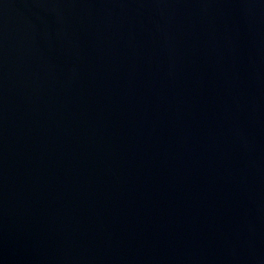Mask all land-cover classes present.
Returning a JSON list of instances; mask_svg holds the SVG:
<instances>
[{
    "label": "water",
    "instance_id": "water-1",
    "mask_svg": "<svg viewBox=\"0 0 264 264\" xmlns=\"http://www.w3.org/2000/svg\"><path fill=\"white\" fill-rule=\"evenodd\" d=\"M0 264H264V0H0Z\"/></svg>",
    "mask_w": 264,
    "mask_h": 264
}]
</instances>
